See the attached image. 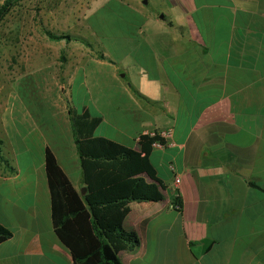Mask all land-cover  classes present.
Masks as SVG:
<instances>
[{
    "label": "crops",
    "instance_id": "crops-1",
    "mask_svg": "<svg viewBox=\"0 0 264 264\" xmlns=\"http://www.w3.org/2000/svg\"><path fill=\"white\" fill-rule=\"evenodd\" d=\"M64 3L21 28L8 66L7 83L27 92L0 104V123L25 127H0V224L12 233L0 264H74L54 233L44 162L48 149L81 192L71 114L99 118L94 137L136 152L143 130L173 131L148 155L163 200L124 203L107 221L138 238L122 264H264V0ZM44 25L90 47L34 43Z\"/></svg>",
    "mask_w": 264,
    "mask_h": 264
},
{
    "label": "trees",
    "instance_id": "trees-1",
    "mask_svg": "<svg viewBox=\"0 0 264 264\" xmlns=\"http://www.w3.org/2000/svg\"><path fill=\"white\" fill-rule=\"evenodd\" d=\"M15 1L4 0L0 5V23ZM43 33L52 42L77 40L90 47L85 40L71 35L47 29ZM71 121L85 194L74 189L53 154L46 149L45 173L54 233L74 264H122L118 254L134 252L139 241L133 232L120 227V218L114 228L108 227V219L124 203L163 200L164 187L148 158L151 140L142 138L140 151L136 152L114 141L94 137L99 118L71 114ZM0 161L8 166L1 150ZM11 236V231L0 224V244Z\"/></svg>",
    "mask_w": 264,
    "mask_h": 264
},
{
    "label": "rangeland",
    "instance_id": "rangeland-1",
    "mask_svg": "<svg viewBox=\"0 0 264 264\" xmlns=\"http://www.w3.org/2000/svg\"><path fill=\"white\" fill-rule=\"evenodd\" d=\"M1 5V4H0ZM67 3L63 4V0H16L13 7L10 9L8 14L4 17V19L0 23V104L4 103V98L7 94L12 93L13 99L18 103L21 92L26 93L24 87H20L18 80L13 84L7 83V72L11 71L8 66L10 63H17L20 60L21 56V45L25 42V36L21 33V28L36 30V19L38 13L42 10L43 14L51 13V10H55L59 8L61 12L62 10H67ZM42 25V22H40ZM46 29L45 25L42 30ZM48 30V29H47ZM63 30V29H62ZM50 31V30H49ZM54 33V32H53ZM56 34H67L66 31L58 30ZM39 36H42V42ZM72 36V35H71ZM38 38V40H37ZM32 40L34 43L42 44V45H54L56 43H52L44 36V33L41 32L37 34V36H32ZM57 47V46H56ZM7 122V128L12 125L14 120L8 114H3V120L0 123V127H4L3 122ZM7 120V121H6ZM12 121V122H11ZM15 123V125H14ZM14 127H17L16 135L20 136L25 131V127L21 124L20 118L15 119L13 122ZM14 135V136H13ZM9 131L7 137L9 140L13 142V144H20V141L16 139V135ZM2 139V138H1ZM3 140V139H2ZM17 141V143H16ZM17 156L19 158L21 152L17 150Z\"/></svg>",
    "mask_w": 264,
    "mask_h": 264
},
{
    "label": "built area",
    "instance_id": "built-area-1",
    "mask_svg": "<svg viewBox=\"0 0 264 264\" xmlns=\"http://www.w3.org/2000/svg\"><path fill=\"white\" fill-rule=\"evenodd\" d=\"M142 138H147L151 140L150 147L162 149L165 146H171L174 144L173 142V131L169 128H151L145 129L141 132L138 137L139 143L141 142ZM172 168V167H171ZM175 184H179V178H175ZM172 210H180L181 206L179 202L175 201L169 206Z\"/></svg>",
    "mask_w": 264,
    "mask_h": 264
},
{
    "label": "water",
    "instance_id": "water-1",
    "mask_svg": "<svg viewBox=\"0 0 264 264\" xmlns=\"http://www.w3.org/2000/svg\"><path fill=\"white\" fill-rule=\"evenodd\" d=\"M85 194V188H82L81 189V195H84Z\"/></svg>",
    "mask_w": 264,
    "mask_h": 264
}]
</instances>
